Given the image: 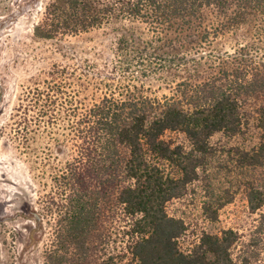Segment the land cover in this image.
I'll use <instances>...</instances> for the list:
<instances>
[{
  "label": "trees",
  "instance_id": "obj_1",
  "mask_svg": "<svg viewBox=\"0 0 264 264\" xmlns=\"http://www.w3.org/2000/svg\"><path fill=\"white\" fill-rule=\"evenodd\" d=\"M41 8L33 34L58 44L110 23H145L149 41L133 29L118 35L117 68L160 72L172 84L162 97L127 84L88 102L56 80L25 92L19 120L28 132L60 111L70 118L53 177L59 227L43 264H84L95 250L100 264H264V177L241 183L258 215L245 240L232 228L205 230L183 251L184 222L166 211L206 168L216 133L242 139L227 150L236 167L264 170V0H44ZM220 206L203 208L209 221Z\"/></svg>",
  "mask_w": 264,
  "mask_h": 264
},
{
  "label": "rangeland",
  "instance_id": "obj_2",
  "mask_svg": "<svg viewBox=\"0 0 264 264\" xmlns=\"http://www.w3.org/2000/svg\"><path fill=\"white\" fill-rule=\"evenodd\" d=\"M43 1L0 0V264H43L51 236L59 227L53 177L67 155L70 118L65 110L60 111L38 131L28 132L19 120L25 92L56 80L62 84L54 82V88L74 91L85 102L104 91H120L127 84L136 85L148 97L171 93L172 84L160 72L139 77L117 68L114 46L118 35L133 29L137 37L149 41L145 23H110L58 44L33 34ZM168 135L184 141L181 134ZM209 142L215 151L198 180L182 196L166 203L168 214L184 222L178 242L183 251L197 245L202 231L232 228L245 240L257 224L258 215L250 211L241 183L253 176L263 178L264 170L236 167L227 150L242 142L241 138L216 133ZM219 204L217 220L209 221L213 213L203 208L211 206L212 211ZM110 216L107 223L117 232L121 229L118 216ZM105 217L101 222L98 219L94 234L105 226ZM99 254L93 251L84 264H100Z\"/></svg>",
  "mask_w": 264,
  "mask_h": 264
}]
</instances>
